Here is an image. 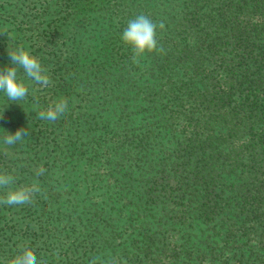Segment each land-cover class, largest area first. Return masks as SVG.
<instances>
[{
  "label": "trees",
  "instance_id": "1",
  "mask_svg": "<svg viewBox=\"0 0 264 264\" xmlns=\"http://www.w3.org/2000/svg\"><path fill=\"white\" fill-rule=\"evenodd\" d=\"M140 14L164 52L134 64ZM18 45L51 83L0 92V172L41 189L0 204V264H264V0H0V68Z\"/></svg>",
  "mask_w": 264,
  "mask_h": 264
},
{
  "label": "clouds",
  "instance_id": "2",
  "mask_svg": "<svg viewBox=\"0 0 264 264\" xmlns=\"http://www.w3.org/2000/svg\"><path fill=\"white\" fill-rule=\"evenodd\" d=\"M158 27L163 30L165 25L163 22L157 25L144 14L137 15L134 19L128 21L121 39L132 49V62L134 64H138L139 58L144 56L145 53L164 52L163 46L158 45ZM6 51L10 59V65L0 68V92H3L9 101L15 102L26 99L28 87L24 82L25 79L41 87L49 86L51 80L37 56L25 49L23 45L6 48ZM67 107V100L61 97L49 103L46 109L39 111L38 115L41 120L55 122L66 112ZM0 119H3V113H0ZM28 135L29 133L24 128L17 129L14 133L4 131L2 143L10 148L18 142H23ZM44 171L41 167L37 169L36 175H43ZM14 183L15 178L12 175L0 172V189H6V193L0 196V204L8 206L31 204L34 196L41 191L36 181L30 185L12 187ZM18 247V254L8 264H39L36 255L27 242ZM90 264H97V258H93ZM111 264H116V261L113 260ZM123 264H127V262L124 261Z\"/></svg>",
  "mask_w": 264,
  "mask_h": 264
}]
</instances>
